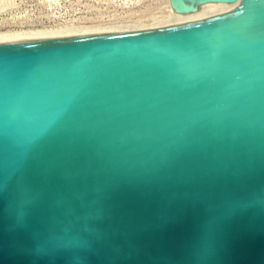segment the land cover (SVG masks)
I'll list each match as a JSON object with an SVG mask.
<instances>
[{
    "label": "water",
    "instance_id": "obj_1",
    "mask_svg": "<svg viewBox=\"0 0 264 264\" xmlns=\"http://www.w3.org/2000/svg\"><path fill=\"white\" fill-rule=\"evenodd\" d=\"M178 2L0 42V264H264V0Z\"/></svg>",
    "mask_w": 264,
    "mask_h": 264
},
{
    "label": "rangeland",
    "instance_id": "obj_2",
    "mask_svg": "<svg viewBox=\"0 0 264 264\" xmlns=\"http://www.w3.org/2000/svg\"><path fill=\"white\" fill-rule=\"evenodd\" d=\"M167 9V0H0V35L121 29L164 21Z\"/></svg>",
    "mask_w": 264,
    "mask_h": 264
},
{
    "label": "bare ground",
    "instance_id": "obj_3",
    "mask_svg": "<svg viewBox=\"0 0 264 264\" xmlns=\"http://www.w3.org/2000/svg\"><path fill=\"white\" fill-rule=\"evenodd\" d=\"M179 0H167V10H168V14H167V19L164 18L165 20L164 21H167V20H172V19H176V18H180V17H184V16H188V15H192V14H195V13H198L200 11H202L203 9L217 3V2H205V3H202L198 6L197 9H195L194 11H190V12H185V11H178L176 10L175 8L178 7V9L182 8L185 9V8H190L189 6H186L184 4H180V2H178ZM172 2L173 4H175V8L172 7ZM191 6L192 3H190ZM197 7V5H195ZM123 27V26H122ZM125 27V26H124ZM117 28V27H116ZM126 28V27H125ZM109 29V28H108ZM107 29V30H108ZM115 29V28H114ZM104 30V29H103ZM110 30V29H109ZM101 31V30H99ZM61 32V31H60ZM95 32V31H94ZM76 31H67V32H63V33H58V32H55V33H39V34H10V35H0V42L1 41H20V40H29V39H36V38H43V37H51V36H59V35H70V34H75ZM80 33V32H79ZM83 33V32H82ZM88 33V32H87ZM78 34V32H77ZM81 34V33H80ZM34 35V36H32Z\"/></svg>",
    "mask_w": 264,
    "mask_h": 264
}]
</instances>
